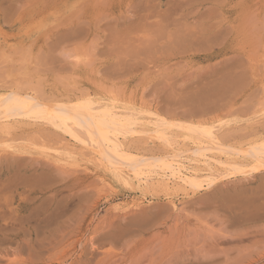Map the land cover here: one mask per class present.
I'll use <instances>...</instances> for the list:
<instances>
[{"label": "rangeland", "instance_id": "obj_1", "mask_svg": "<svg viewBox=\"0 0 264 264\" xmlns=\"http://www.w3.org/2000/svg\"><path fill=\"white\" fill-rule=\"evenodd\" d=\"M10 92L112 108L147 129L163 119L173 146L141 132L119 141L147 158L184 150L217 177L195 190L148 185L58 123L10 117L0 264H264V168L246 170L241 152L264 141V0H0V96ZM186 126L213 133L227 150L211 155L247 172L198 164L189 150L209 139Z\"/></svg>", "mask_w": 264, "mask_h": 264}, {"label": "bare ground", "instance_id": "obj_2", "mask_svg": "<svg viewBox=\"0 0 264 264\" xmlns=\"http://www.w3.org/2000/svg\"><path fill=\"white\" fill-rule=\"evenodd\" d=\"M5 94H6V92H5ZM8 94L9 95H7L5 97L0 96V123L1 122L3 123L6 119L7 120L10 119V117H16L17 115H18V117H20V116L21 117L22 116H31L30 118H32V119H34L32 117V116H34L35 119L36 118L44 119L43 121H45V122L49 121L50 123H54V124L58 123V126L60 124L61 125L60 127H62L63 130L70 135V137L74 138L75 140H79L80 143L85 144L86 146L88 145L89 146L88 148L92 149V151L97 155L96 157L98 158V160H100V162H102L101 160H105L108 163L115 164L117 167H120L121 171L127 170L128 174H129V172L133 173L134 174L133 178H134V176H136V177H138L139 181L148 182V185H149V183H151L149 181H152V183H153V180L154 181L157 180L156 183H158V184L161 183L163 186H166L165 188H167V187L171 188L173 186L176 187V185L178 187V185H179L180 186L179 189H176L174 187L173 188L180 191L181 187L183 188V186H184L186 188L189 187V189H191L190 187H192L193 190H195L194 188L200 189L201 187L203 188V186H205V185H207V186L210 185V183L212 182V180H214V178L216 176V172H213V169L208 174H206L207 172L205 174L200 173L199 169H201L202 167L199 169L194 168L195 165L192 166L191 163L187 160V158L185 156H183V152H185L184 150H182V151H179V150L174 151L173 150V152L171 150V152L169 151V153H166L160 157L155 156L156 158H153V157L147 158L146 155L143 156V155H140L137 153H133L131 148H130L131 150H128L126 148V146H125L126 149L124 148L123 143H121V141H119V138H118L119 135L123 136L125 134H129V133L134 134L136 132L147 133L146 136H148V134H149L152 137H154V139H155V137L161 138V139H163L164 143H170L173 146L174 145L173 144L174 137H172L173 135L170 134V130L168 131L166 129L167 126H165V124L168 125V123L163 119L159 120L158 117H157L158 120L157 119L156 120L158 121V123L160 125L163 124L162 125L163 127H160V125L157 124L156 120L154 119L155 120L154 122L157 124V127H155V125H153L154 122H151L155 128L152 127L153 129H147L148 128L147 125L149 123H146L147 125L143 124V122H148L147 120L146 121L143 120V122H141L142 120L140 118L136 119L133 116H128V115L123 114V113H120V114H118L119 112L114 113V111L112 113V111L110 110L112 108L97 109V110H91V109L66 110L65 107H63L62 105H59V104L55 105V104H53V102L48 103V102L29 98V96L21 98L17 95H14L11 92ZM97 107H98V105H97ZM139 120H141V121H139ZM150 121H152V120H150ZM136 122H138V123L141 122L142 124L137 123V125H141V127H142V125H144L143 126L144 128H141V127H140L141 129L140 128L135 129L137 127L133 128V126L136 125ZM2 123L0 124V127H3V126H1ZM145 126H147V127H145ZM164 126H165V128H164ZM175 126H176V124H175ZM176 127H179V126H176ZM3 128L7 129L5 127H3ZM168 128H169V126H168ZM184 128H186L185 130L189 131V134H188V132H187V134L185 133L186 134V135H184L185 137L188 138V137H191V135L192 136L197 135V137L193 136L194 139H193V137H191V140L193 139L195 141L196 138L200 139V134H202L203 136L206 135L207 139H209V142H207V143L205 142L206 144H204L203 140L200 139L198 141V144L196 145L197 147L195 150H192L191 149L192 147L186 146L187 149L188 148L191 149L189 151H191L193 154L194 153L196 154V157L198 156L196 158L197 163L199 162L198 164H205V165L208 164L209 166L213 165V164H219V165H222V167L232 168L236 171H237V169H238V171L241 169H244L245 166L247 168L246 170L255 169V167H256V169L257 168L259 169V167L264 168V141L256 143L250 147H247L244 150L241 149L242 150L241 152H244V155L246 154V156L247 155L250 156L254 162V163H251L250 165L247 163L244 166V165H241L242 162H240V163L237 162V159H236V161H234V160L228 161V160L222 159L221 157L216 158L215 156L211 155L212 152L217 153V151L219 152V151L227 150V148H223L221 146L222 144L221 145L219 144L218 139L215 138V135L213 133L206 132L205 130H203L201 128L200 129L196 128L194 126L193 127L192 126H186ZM180 129H182V127ZM197 133L198 134L200 133V134L198 135ZM172 134H174V133H172ZM204 138H205V136H204ZM202 139H203V137H202ZM186 147H185V150H186ZM70 148H71V146H70ZM239 150L236 149V151H238V153H240ZM58 151H60V150H58ZM71 151H73V150H71ZM78 151H80V149ZM136 152H138V151H136ZM227 153H228V151H227ZM66 155H68V153ZM66 155H65V157H67ZM76 156H77V154H76ZM199 157H200V159H198ZM60 158H58V159H60ZM251 158H250V160H252ZM231 159H232V157H231ZM234 159H235V157H234ZM243 159H247V158H243ZM74 160H75V158H74ZM93 160H94V158H93ZM238 161H240V160H238ZM71 162L72 161H70V163ZM194 162H196V161H194ZM198 164H196V165H198ZM208 165H207V167L209 169ZM215 168H217V167H215ZM116 169H118V168H116ZM202 169H205V167H203ZM258 169L256 171H258ZM219 170H216V171L218 172ZM228 170L226 172H229ZM246 170L244 169V171H246ZM158 171H162V172H158ZM205 171H207V170H205ZM221 171H223V170H221ZM250 171H252V170H249V172ZM233 173H234V171L231 173V175H233ZM118 174H119V172H118ZM153 174L154 175L156 174V176H154ZM220 174H219V176H220ZM228 174L229 173H227V175ZM228 176H230V175H228ZM151 184H150V186L153 185V184L152 185ZM146 185H147V183H146ZM184 190H186V189L184 188Z\"/></svg>", "mask_w": 264, "mask_h": 264}]
</instances>
